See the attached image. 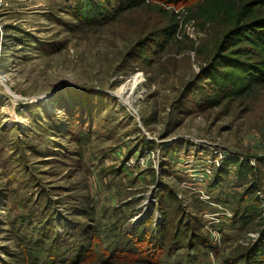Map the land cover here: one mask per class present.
<instances>
[{
	"label": "rangeland",
	"instance_id": "rangeland-1",
	"mask_svg": "<svg viewBox=\"0 0 264 264\" xmlns=\"http://www.w3.org/2000/svg\"><path fill=\"white\" fill-rule=\"evenodd\" d=\"M84 1L0 0V264H247L264 226V83L211 104L222 29L162 36L196 0L90 20ZM147 238L163 252L150 262Z\"/></svg>",
	"mask_w": 264,
	"mask_h": 264
},
{
	"label": "trees",
	"instance_id": "trees-1",
	"mask_svg": "<svg viewBox=\"0 0 264 264\" xmlns=\"http://www.w3.org/2000/svg\"><path fill=\"white\" fill-rule=\"evenodd\" d=\"M142 1L99 0L95 8L89 0H86L80 4L77 14L80 13L82 18L90 20L103 13L104 7L133 8L140 5ZM179 1L185 2L186 0H165L168 4H176ZM195 2L194 7L185 9L183 20H180L182 12L172 14L173 26L164 29L162 36L166 42L172 40L176 36L181 21L187 23L195 20L203 28L207 24H215L222 29L217 41L216 53L205 70L208 73L206 79L213 83L214 92L211 104L218 105L225 97L242 95L252 85L264 83V0H196ZM142 51L143 48H141ZM143 52L148 55L145 50ZM248 165L247 163L240 164V172ZM248 169L252 170V167L249 166ZM256 191L260 190L254 185L247 192L248 204L242 210L246 215H260V203L258 197L254 196ZM261 220L264 225V217H261ZM185 229L190 234L193 230L187 225ZM167 234L165 232L163 236ZM147 235L148 233L145 236L148 237ZM191 235L195 237V233ZM147 240L149 246H146L145 242L136 246L139 253L138 259L155 260L156 254L163 252L155 241L151 238ZM239 258L245 260L247 264L264 261V226L257 243L241 253ZM225 263L234 264L235 260L228 258Z\"/></svg>",
	"mask_w": 264,
	"mask_h": 264
}]
</instances>
